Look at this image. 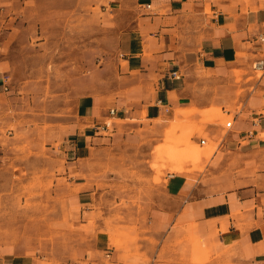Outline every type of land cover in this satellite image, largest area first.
<instances>
[{
  "label": "rangeland",
  "instance_id": "374dc122",
  "mask_svg": "<svg viewBox=\"0 0 264 264\" xmlns=\"http://www.w3.org/2000/svg\"><path fill=\"white\" fill-rule=\"evenodd\" d=\"M116 9L110 0H0V64L9 88L0 102V248L27 264H81L96 236L107 238L120 260L150 264L142 246L155 241L139 224L149 185L166 174L203 172L210 158L201 161L200 152L217 150L206 125L221 126L225 135L224 122L243 110L244 85L261 75L233 69L225 82L210 83L208 91L228 101L205 110L219 109L223 120L166 122L152 148L106 149L91 157L84 174H67L65 142L77 99L114 82L115 36L122 27ZM117 122L106 121L110 132ZM263 135L246 163L261 185ZM80 188L91 196L85 208L74 202ZM179 244L180 264L209 261L203 241L188 237ZM196 255L205 259L195 262Z\"/></svg>",
  "mask_w": 264,
  "mask_h": 264
},
{
  "label": "crops",
  "instance_id": "0c3cea01",
  "mask_svg": "<svg viewBox=\"0 0 264 264\" xmlns=\"http://www.w3.org/2000/svg\"><path fill=\"white\" fill-rule=\"evenodd\" d=\"M111 4L122 24L115 36L114 82L77 99L65 142L67 174L73 169V174H84L91 157L106 149L152 148L166 122L197 123L201 116L203 123L223 120L219 109L205 110L228 101L214 97L210 83L225 82L233 69L256 72L254 63L264 61V43L258 40L264 34V0ZM7 81L0 64V102L8 93ZM223 86L216 92L222 94ZM244 89L243 110L224 122L231 123L225 135L221 126L206 125L217 150L207 157L200 152L201 161L210 158L203 172L166 174L159 184L149 185L152 191L146 187L149 196L141 204L139 224L147 228L146 238L155 241L142 246L150 264H180L179 242L188 237L205 243V264H264V185L258 174H248L246 164L264 131V72ZM109 119L119 121L111 132L104 129ZM74 199L85 208L89 190L80 188ZM118 256L107 238L96 236L81 264H128ZM204 259L196 255L194 261ZM0 264L27 262L0 248Z\"/></svg>",
  "mask_w": 264,
  "mask_h": 264
},
{
  "label": "built area",
  "instance_id": "2783aa9c",
  "mask_svg": "<svg viewBox=\"0 0 264 264\" xmlns=\"http://www.w3.org/2000/svg\"><path fill=\"white\" fill-rule=\"evenodd\" d=\"M258 40H259V42L264 43V34L259 35L258 36ZM253 69L255 71H260L261 73L264 72V61L263 60H259V61L255 62L254 65H253ZM171 77L172 78H176V79L178 78L177 76H175V73H172ZM158 103H160V102H158ZM113 113H114V111L111 110L110 111V115H113ZM230 124L231 123H227L225 127L228 128L230 126ZM104 129L105 130L108 129V124L107 123H104ZM204 144H205V140H200V145L203 146Z\"/></svg>",
  "mask_w": 264,
  "mask_h": 264
},
{
  "label": "bare ground",
  "instance_id": "6f19581e",
  "mask_svg": "<svg viewBox=\"0 0 264 264\" xmlns=\"http://www.w3.org/2000/svg\"><path fill=\"white\" fill-rule=\"evenodd\" d=\"M108 124V123H107ZM108 128H109V124H108ZM262 133L264 134V131H262ZM264 136V135H263ZM214 151L213 146L210 148V150L207 152L206 157L209 156L212 152Z\"/></svg>",
  "mask_w": 264,
  "mask_h": 264
}]
</instances>
